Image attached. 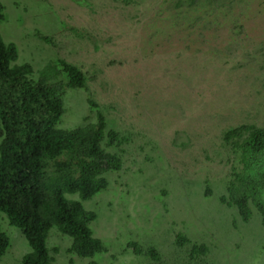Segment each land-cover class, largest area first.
<instances>
[{
    "label": "rangeland",
    "instance_id": "obj_1",
    "mask_svg": "<svg viewBox=\"0 0 264 264\" xmlns=\"http://www.w3.org/2000/svg\"><path fill=\"white\" fill-rule=\"evenodd\" d=\"M1 1L17 63L80 68L109 128L129 139L121 171L84 203L107 252L70 255L53 229L54 264H264L262 216L245 222L228 205L238 157L225 140L264 129V0ZM87 115L86 94L69 91L62 126ZM1 225L12 246L0 264H21L26 238L4 215Z\"/></svg>",
    "mask_w": 264,
    "mask_h": 264
},
{
    "label": "trees",
    "instance_id": "obj_2",
    "mask_svg": "<svg viewBox=\"0 0 264 264\" xmlns=\"http://www.w3.org/2000/svg\"><path fill=\"white\" fill-rule=\"evenodd\" d=\"M5 18L0 0V27ZM18 60L17 45L6 43L0 30V258L12 246L1 215L28 242L31 251L21 264L55 263L47 243L53 229L71 240L70 255L86 259L104 254L106 244L92 227L98 214L84 203L107 190V174L121 171L118 151L129 139L109 128L80 68L57 58L35 72ZM71 90L86 94L88 115L84 125L67 129L62 121ZM225 140L238 157L228 205L245 222L256 210L264 227V129L242 125L228 131ZM200 252L204 247L194 248Z\"/></svg>",
    "mask_w": 264,
    "mask_h": 264
}]
</instances>
